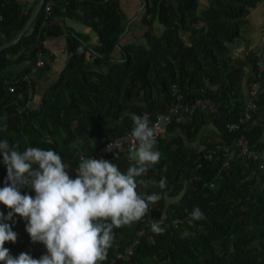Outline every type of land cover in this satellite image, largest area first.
<instances>
[{
  "label": "trees",
  "instance_id": "16d2710c",
  "mask_svg": "<svg viewBox=\"0 0 264 264\" xmlns=\"http://www.w3.org/2000/svg\"><path fill=\"white\" fill-rule=\"evenodd\" d=\"M175 1V5L170 0L154 1V8L149 12L152 16L147 14L148 17L143 19L149 26L144 33L148 47H141L119 44L123 32L120 20L125 14L118 0H44L43 9L30 29L17 43L0 52V140H7L18 151L28 147L55 150L65 164L73 165L78 151L91 154L107 139L105 136L100 142L89 141L82 146L76 143L77 138L85 134L96 138L92 130L103 135L104 118L109 115L117 118L123 113L125 106L119 101L120 92L125 93L121 100L136 97L143 101L149 111L144 113L152 120L156 114L167 112L175 101L171 87L175 84L184 101L192 103L198 98L210 99L217 103L220 112L213 114L206 108L198 109L187 115V122L174 119L166 125V131L174 133L181 128L186 139L193 141L200 134L202 125L207 123L202 113L205 111L221 131L224 143L232 144L245 134L251 145L264 148V117L261 123H255V112L252 120L240 131H229L226 127L227 121L236 119L243 111L244 100H238V96L241 95L243 66L246 64L244 59L230 55L228 43L241 35L251 8L262 0H209V7L204 10H200L199 0ZM48 2L53 7L50 17L45 16ZM33 6L27 9L18 0H0V16L3 18L0 21V46L11 41L22 29L34 11ZM56 13L85 22L98 36V45L92 46L86 35L69 26L47 25ZM156 16L167 27L160 35L153 30ZM180 29L189 31V43L179 36ZM58 35L66 37L70 52L68 62L39 105L34 109L27 108V98L20 94L26 96L29 88L24 77L38 58L34 49L36 54L37 47H40L46 62L44 67L48 69V60L53 57L42 42L46 36ZM116 48L120 49L122 59L115 61L107 76L99 75V81L92 80L91 74L83 70L87 57L96 65L106 66ZM26 60L30 63L21 73L12 78L5 74L6 68ZM255 72L254 61L249 83L254 80ZM134 86L139 92L135 97L132 93ZM10 87H13L12 91ZM105 87L111 88L106 97L107 113L103 112L106 106L101 96ZM256 102L264 114V71ZM162 135L164 133L156 143L161 158L145 175L137 178L145 182L144 185L138 183L137 191L141 195L156 193L160 196L157 215L165 217L162 223L165 231L162 234L152 232L150 225L153 221L143 220L144 217L134 222L136 226L128 232L129 225L114 229L115 238L123 231L128 237L117 249L112 246L108 250L107 263L103 264H111L117 251H122L142 227L147 231L134 246V253L116 259L115 264H143V258L158 259L162 264H264V227L253 228V225L264 226V187L261 191L248 192L245 181L228 196L232 184L229 175L234 172L233 168L229 165L222 172L221 179H215L225 159L222 153L207 161L203 155L208 149L193 153L180 135ZM247 162L257 167L250 159ZM114 163L126 172L134 162L122 153ZM6 176L7 169L0 154V188L4 187ZM236 176L240 180L245 178V175ZM223 177L224 185L213 189ZM161 178H166L164 188L159 186ZM212 182L215 185L210 188ZM21 191L24 192L25 188ZM32 192L30 189L33 196ZM182 192L176 201L165 205V194L173 197ZM234 198L240 201H233ZM197 206L205 219H191L190 213ZM0 211L6 216L9 209L0 204ZM193 226L203 227L206 232L192 239H181L182 232ZM22 245L19 241L7 242L5 247L13 256H18ZM34 254H31L33 258H40Z\"/></svg>",
  "mask_w": 264,
  "mask_h": 264
},
{
  "label": "clouds",
  "instance_id": "9594fccd",
  "mask_svg": "<svg viewBox=\"0 0 264 264\" xmlns=\"http://www.w3.org/2000/svg\"><path fill=\"white\" fill-rule=\"evenodd\" d=\"M130 118V137L135 143L130 147L129 159L134 163L126 172L106 159L82 156L72 178L71 169L55 150L28 147L18 151L7 140H0V154L7 169L0 204L9 209L6 216L0 211V264H100L113 245L114 229L149 214L150 205L160 196L139 194L138 183L145 182L137 178L159 162L161 153L156 150V132L148 114H131ZM112 149L113 143L106 151ZM159 186H166V178H161ZM25 187L35 196L22 194ZM17 216L26 221L31 241L46 248L40 258L27 253L13 256L5 247L18 239L12 227ZM190 217L205 219L198 206ZM162 223V219L153 221L151 231L162 234Z\"/></svg>",
  "mask_w": 264,
  "mask_h": 264
},
{
  "label": "crops",
  "instance_id": "0c3cea01",
  "mask_svg": "<svg viewBox=\"0 0 264 264\" xmlns=\"http://www.w3.org/2000/svg\"><path fill=\"white\" fill-rule=\"evenodd\" d=\"M21 3H24L26 5V8L29 9V7L32 6L35 0H18ZM173 5H175V0H170ZM36 3V2H35ZM200 3V10H204L209 7V0H199ZM118 5L125 14V17L121 18L120 25L123 27V32L119 38V44L121 46H128V45H135V46H141V47H148L147 41L144 38L145 31L149 28L147 24L144 23L143 19L147 16V12L145 10V7L143 6V0H118ZM34 7V6H33ZM249 21H250V27L251 32L250 33H244L242 32V36L235 38L234 42L228 43L229 52L230 55L233 58H242L246 62V66L248 65V68L245 70L248 74L247 77H244L242 81V88L244 92V98L245 101L246 95H247V87L250 84L249 78L251 77V67L249 60L246 56L247 50H253L255 44L259 42V35L260 33L263 34L264 32H259L261 25L264 24V1H259L256 3V6L254 8H251L249 13ZM47 25H59L60 27L63 26H69L73 28L75 31L82 33L86 35L89 38V44L92 46L98 45V36L96 33L88 27V25L85 22H82L76 18H73L67 14H61L56 13L53 18L47 23ZM202 25H204L202 23ZM206 27V26H201ZM153 30L156 35H160L166 30V25L162 24L159 21L158 16L155 17L153 21ZM179 36L185 41V43H189V31H186L184 29H180L178 31ZM248 45H247V41ZM43 46L46 48V50L52 54V62L50 65V69H41L39 71H34L30 69V71L25 74L24 79L28 82L29 88L26 90V96L20 94L22 98L26 97V107L30 109L36 108L40 101L42 96L48 89L53 86L56 81L59 79V73L61 69H63L68 62V59L70 57V52L67 47L66 37L64 35H58V36H46L42 42ZM264 57V52H262ZM122 53L120 49L116 48L112 51L111 57L112 60L108 61L106 66H100L96 65L92 62V59L88 58V62L86 66H83V70L87 71L91 74V79L94 81H99L100 79L98 76L101 75L103 78L107 76L109 73V68L116 63L115 61L122 59ZM50 60V59H49ZM48 60V61H49ZM30 61L26 60L24 62H20L17 64H13L12 66L6 68L5 74L8 75V77H14L15 75L21 73V71L29 65ZM245 67V66H244ZM37 68V67H36ZM244 72V71H243ZM106 85V84H105ZM215 87L214 89H216ZM138 90L136 86H134L133 91ZM111 92L110 87H105L102 96V101L104 102V105L106 106L103 109V112L107 113L108 105H106V97L107 94ZM119 95V101H121L124 104L123 113H120L117 118H113L110 115L107 118H104L103 120V129L101 130L103 132V135L98 134L97 130H92L94 137H90L89 135L85 134L84 136H81L77 138L76 143H80L79 145L82 146L86 142H100L105 136L107 138L109 137H115L116 135L127 131L131 127H133V121L130 118L131 114H137L140 113H147L149 112L147 109V106L145 103L141 100L135 99H123L125 98V93L120 92ZM144 113V114H145ZM206 126V127H204ZM249 128V127H248ZM166 132V130H165ZM204 134V135H203ZM221 131L209 120L207 123L205 122L202 125V129L200 131V134L193 140L188 141L186 139V135L183 132V129L177 128L174 133H170L167 131L166 135H162L163 137H171L173 135H180L182 139L184 140V144L190 149L193 153H199L203 150L208 149L209 150V141H212L211 139L215 137V135H220L221 138H219V144L214 146V149L220 150V148L224 145H230V150L233 147L234 141L232 144H227L223 142V137L221 135ZM262 141V139H260ZM85 147V145H84ZM229 160V159H228ZM230 165V160H229ZM22 194H26V192H22ZM183 194V192H182ZM178 195V198L182 195ZM171 202L176 201L177 199H171ZM25 226H23V238L24 235Z\"/></svg>",
  "mask_w": 264,
  "mask_h": 264
},
{
  "label": "built area",
  "instance_id": "2783aa9c",
  "mask_svg": "<svg viewBox=\"0 0 264 264\" xmlns=\"http://www.w3.org/2000/svg\"><path fill=\"white\" fill-rule=\"evenodd\" d=\"M82 1V0H78ZM154 1L155 0H143V3L145 4V10L148 14H150V10L154 8ZM52 4L51 2H48L45 5V11H46V17H50L52 15ZM149 16H152L150 14ZM3 20V18L0 16V21ZM261 45L264 46V36L261 38ZM37 60L35 62V67L39 68L44 64V60L42 58V51L40 47H37L36 51ZM264 71V63L261 59H256V72L254 76V80L250 83L248 89H247V95L246 99L244 101L243 111L239 114V116L234 120H229L226 122V127L229 131H240L243 128V125L248 123L253 118V113L258 110L257 105V97H258V91L260 89V79L261 75ZM173 92L176 96L175 101L171 104V106L168 108V111L165 113H158L154 116L152 120H150L151 126L154 127L156 132V139L164 133L165 127L167 124L172 122L174 119L180 120V118L183 115H190L193 114L195 111L201 108H206L209 110L210 113L213 114H219L217 103L213 100H206L198 98L194 102L189 103L187 101H184L183 95L181 92H179V89L175 84L171 85ZM10 91L13 90V87L9 88ZM21 110V108H20ZM130 130H127L125 132H122L115 137H109L106 140L102 141V144L96 148L91 154H85L83 152H77V159L75 164L70 165L69 163H66L71 170H69V175L72 178H75L76 173L75 169L78 167V164L80 162V158L91 156L96 159H106L110 162H114L119 158V156L124 153L125 156L129 159V150L130 147L135 143L131 137H130ZM113 143V152L106 151V148L109 144ZM236 145L238 147V156L246 157L247 159H250L252 162H254L259 169H264V148L258 147L256 144H250L249 139L245 134H242L238 139H236ZM230 152V145H224L220 148V150H216L214 148H210L206 152H204L203 158L204 160L210 161L212 160L215 155L218 153H222L225 159L221 162L220 168L215 176L216 180L221 179L222 172L229 167V160L226 157ZM130 160V159H129ZM132 161V160H131ZM134 162V161H133ZM215 185V182H212L209 184L210 188H213ZM26 194H30V188L25 187ZM159 201V200H158ZM158 201L150 205V212L149 214L145 215L143 220H150V221H160L161 219L164 222V218L160 215H157V209H158ZM21 218V217H20ZM22 223L24 226L26 225V221L21 218ZM174 222H178V220H174ZM146 228L142 227L140 228L135 237L132 238V241L124 248L122 251H117L116 258L112 260L111 264L116 263V259L118 258H125L126 256L132 255L134 253V246L139 243V238H141L146 233ZM24 239L22 241L23 245L19 252L20 253H27L31 255L35 252L36 248L40 243H33L31 241V238L29 234L24 231Z\"/></svg>",
  "mask_w": 264,
  "mask_h": 264
},
{
  "label": "rangeland",
  "instance_id": "374dc122",
  "mask_svg": "<svg viewBox=\"0 0 264 264\" xmlns=\"http://www.w3.org/2000/svg\"><path fill=\"white\" fill-rule=\"evenodd\" d=\"M37 1L38 0H35L34 3H33L34 4V7H33L34 10L36 8L35 6L37 4ZM242 31L244 33H250L251 32L249 14L246 17V23H245V25H243ZM259 32H264V24L261 25ZM242 35L243 34L241 33L240 36H242ZM262 35L263 34L260 33V35L258 36L259 37V42L257 44H255V46H254L255 47L254 49H256V51L248 49L247 52H246V56H247V58L249 60V63H250L249 67H251V69H252L253 62L255 61V63H256V59H258V58L261 59L263 61V63H264V57H263V54H262V52H264V46L261 45ZM247 45H248V41H247ZM34 55L36 57L35 49H34ZM46 60H48V59H46ZM52 61H53L52 59L49 60V63H48L49 64V68L48 69H50V65H51ZM44 64L41 67H39V68H36L35 64H33L31 69L34 70L35 72L39 71L40 68L41 69H46L44 67ZM244 66H243V71H244L243 72V76L247 77L248 74L246 73L245 70L248 68V65L246 66V64H245ZM62 70L63 69H61L60 72H62ZM244 77H243V79H244ZM249 85H248V87H249ZM248 87H247V89H248ZM137 93L139 94V92H137V90L133 92L134 97H135V94H137ZM135 98H133V99H135ZM243 98H244V92H243V88H242L241 95L238 96V100H241ZM137 100L139 101V99H137ZM262 111H263V109L259 107L258 110L255 112V114H254V117L256 115L255 123H258V124L261 123V121H262V119L264 117V114H263ZM202 113L206 117L207 121L212 120L211 117H210V114L208 112L203 111ZM180 120L187 122L189 120V116H187L185 114V115H183L180 118ZM204 127H206V126H204ZM166 133H167V131L164 132L165 135H166ZM219 138H221L220 135H215V137L211 139L212 141H209V149L210 148H214V146L217 147V145L219 144ZM156 141H157V139H156ZM237 153H238V147H237L236 142H235L233 147L231 148L229 154L226 156L230 160V167L233 168V170H234V172H232L229 175V180L232 182V184L230 186V189H229V192H228V196H231V194H232V192H233L235 187H242L243 186V182H245V181L248 183V186L246 187L249 190L248 192L253 191V190L261 191L263 189V187H264V171H263V169H259V168L255 167L254 165L251 166V164H249L247 162L246 157L238 156ZM232 162H234V163H232ZM236 175H245V178L243 180H240L239 177H237ZM223 179H224V177L221 180L222 182L220 184H218L213 189H216L217 187H222L224 185V183H225V180H223ZM245 192H246V190H245ZM32 194H33V196H35L34 192H32ZM180 194H182V193H180ZM171 199H178V196L175 195V196L172 197V196H169V195L165 194V196H164L165 205H169L170 203H172ZM233 201H240V199L234 198ZM14 220L16 222L12 224L13 231H15L18 234V239H17L16 242L19 241V243H22V241H23V239H22L23 238V232L22 231H23L24 224L22 223L21 218L18 217V216L14 217ZM9 223H12V222L9 221ZM133 226H136V224L132 223V225H129L127 227V229H126L127 232L130 231ZM263 227L264 226L257 225V227H256L255 225H253L254 229H262ZM205 232H206V230L203 227H197V226H193L192 228L188 227L182 232L180 238L181 239H192V238L197 237V235L205 233ZM127 237H128V235L124 231L121 232L119 234V236H117V238L114 237V241H113V245H112L113 248L117 249L118 247L123 245L126 242ZM34 253H35L34 255L41 257L42 255L46 254V248L42 244H39ZM137 256L139 257L138 259H140V255L138 254ZM107 259H108V257H107ZM107 259L102 261V262H100V264L107 263ZM142 261H143V264H162L163 263V262H161L158 259H152V258H143ZM126 264H129V263H126Z\"/></svg>",
  "mask_w": 264,
  "mask_h": 264
},
{
  "label": "water",
  "instance_id": "95a60500",
  "mask_svg": "<svg viewBox=\"0 0 264 264\" xmlns=\"http://www.w3.org/2000/svg\"><path fill=\"white\" fill-rule=\"evenodd\" d=\"M43 5H44V0H38L37 1V4L35 6L36 8H35L34 12L32 13V15L30 16V18L28 19V21L24 24V26L17 33V35L13 39H11V41L0 46V52L10 48L12 45L17 43L19 41V39L21 38V36H23L30 29L32 23L37 19L38 15L40 14L41 10L43 9Z\"/></svg>",
  "mask_w": 264,
  "mask_h": 264
}]
</instances>
